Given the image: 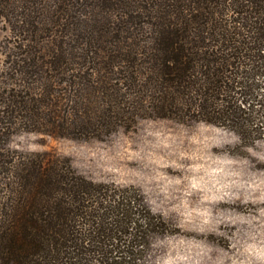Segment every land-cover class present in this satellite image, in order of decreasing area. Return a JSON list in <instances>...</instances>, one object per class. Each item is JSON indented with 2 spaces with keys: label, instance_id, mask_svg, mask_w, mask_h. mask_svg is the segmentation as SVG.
<instances>
[{
  "label": "trees",
  "instance_id": "trees-1",
  "mask_svg": "<svg viewBox=\"0 0 264 264\" xmlns=\"http://www.w3.org/2000/svg\"><path fill=\"white\" fill-rule=\"evenodd\" d=\"M0 20L12 34L0 56V264H140L172 232L139 188L11 138L104 140L156 117L248 135L264 102V0H0Z\"/></svg>",
  "mask_w": 264,
  "mask_h": 264
},
{
  "label": "rangeland",
  "instance_id": "rangeland-1",
  "mask_svg": "<svg viewBox=\"0 0 264 264\" xmlns=\"http://www.w3.org/2000/svg\"><path fill=\"white\" fill-rule=\"evenodd\" d=\"M11 38L0 20V56ZM253 109L244 136L156 117L104 140L21 131L10 145L67 157L93 181L139 188L172 232L152 238L140 264H264V102Z\"/></svg>",
  "mask_w": 264,
  "mask_h": 264
}]
</instances>
